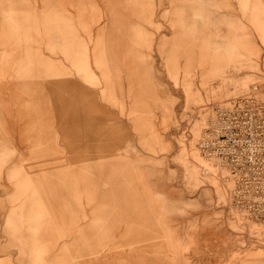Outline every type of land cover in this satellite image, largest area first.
<instances>
[{
  "label": "rangeland",
  "instance_id": "374dc122",
  "mask_svg": "<svg viewBox=\"0 0 264 264\" xmlns=\"http://www.w3.org/2000/svg\"><path fill=\"white\" fill-rule=\"evenodd\" d=\"M264 84V0H0V264H264L204 154Z\"/></svg>",
  "mask_w": 264,
  "mask_h": 264
},
{
  "label": "built area",
  "instance_id": "2783aa9c",
  "mask_svg": "<svg viewBox=\"0 0 264 264\" xmlns=\"http://www.w3.org/2000/svg\"><path fill=\"white\" fill-rule=\"evenodd\" d=\"M254 87L251 94L217 106L212 136L199 145L234 180L235 208L264 221V84Z\"/></svg>",
  "mask_w": 264,
  "mask_h": 264
},
{
  "label": "crops",
  "instance_id": "0c3cea01",
  "mask_svg": "<svg viewBox=\"0 0 264 264\" xmlns=\"http://www.w3.org/2000/svg\"><path fill=\"white\" fill-rule=\"evenodd\" d=\"M244 1V4L247 6L250 2V0H243Z\"/></svg>",
  "mask_w": 264,
  "mask_h": 264
}]
</instances>
